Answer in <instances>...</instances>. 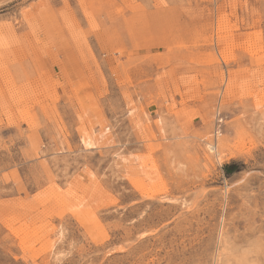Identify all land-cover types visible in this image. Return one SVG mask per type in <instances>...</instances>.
<instances>
[{
	"label": "rangeland",
	"instance_id": "obj_1",
	"mask_svg": "<svg viewBox=\"0 0 264 264\" xmlns=\"http://www.w3.org/2000/svg\"><path fill=\"white\" fill-rule=\"evenodd\" d=\"M0 264H264V0H0Z\"/></svg>",
	"mask_w": 264,
	"mask_h": 264
},
{
	"label": "trees",
	"instance_id": "obj_2",
	"mask_svg": "<svg viewBox=\"0 0 264 264\" xmlns=\"http://www.w3.org/2000/svg\"><path fill=\"white\" fill-rule=\"evenodd\" d=\"M223 170L225 171L226 175H229L233 172V171H231V169H229V167L227 165L223 168Z\"/></svg>",
	"mask_w": 264,
	"mask_h": 264
},
{
	"label": "bare ground",
	"instance_id": "obj_3",
	"mask_svg": "<svg viewBox=\"0 0 264 264\" xmlns=\"http://www.w3.org/2000/svg\"><path fill=\"white\" fill-rule=\"evenodd\" d=\"M86 145L88 146V145H89V143H87ZM211 149H213V148H211ZM227 188H228V187H227Z\"/></svg>",
	"mask_w": 264,
	"mask_h": 264
}]
</instances>
